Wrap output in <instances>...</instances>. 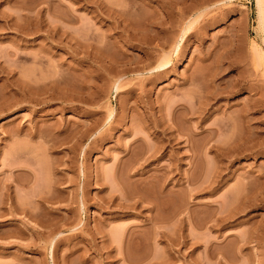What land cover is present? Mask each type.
Segmentation results:
<instances>
[{
    "label": "rangeland",
    "instance_id": "1",
    "mask_svg": "<svg viewBox=\"0 0 264 264\" xmlns=\"http://www.w3.org/2000/svg\"><path fill=\"white\" fill-rule=\"evenodd\" d=\"M255 4L0 0V264H264Z\"/></svg>",
    "mask_w": 264,
    "mask_h": 264
},
{
    "label": "bare ground",
    "instance_id": "2",
    "mask_svg": "<svg viewBox=\"0 0 264 264\" xmlns=\"http://www.w3.org/2000/svg\"><path fill=\"white\" fill-rule=\"evenodd\" d=\"M204 1H205V0H204ZM202 2H203V0H202ZM255 2H256L255 5H256L257 15H258V23H259V25H260V27H261V29H262L263 35H264V0H255ZM26 4H27V3H26ZM180 13H181V16H182V12H180ZM184 13H185V12H184ZM263 41H264V38H263ZM126 42H127V41H126ZM260 55H261V54H260ZM164 59H165V58H164ZM111 60L113 61V59H110V61H111ZM163 61H164V60H163ZM166 61H167V60H166ZM166 61H165V63H163V64L160 63L161 65L159 64V66L156 68L157 72L160 71V70H163V69L166 67V65H167V63H168V62H166ZM108 62H109V61H108ZM110 63H111V62H110ZM110 66H111V65H110ZM112 67H113V66H111L110 68H112ZM108 69H109V68H108ZM154 70H155V69H154ZM128 71H129V70H128ZM132 71H133V70H132ZM134 71H135V70H134ZM160 72H161V71H160ZM163 72H164V71H163ZM157 74H158V73H157ZM157 74H156V75H157ZM160 75H161V74H160ZM158 76H159V75H158ZM212 76H214V74H212ZM215 76H216V74H215ZM210 77H211V76H210ZM212 78H213V77H212ZM212 78H210V79H212ZM213 80H214V78H213ZM213 80H210V81L212 82ZM212 83H213V82H212ZM212 83H211V84H212ZM115 84H116V83H115ZM115 84H114V85H115ZM212 85H213V84H212ZM215 85H216V84H215ZM220 85H221V84H220ZM117 86H118V84H117ZM216 87H218V86L216 85L215 88H216ZM220 87H221V86H220ZM220 87H218L217 90L220 89ZM225 87H226V86H225ZM233 87H234V86H233ZM208 88H209V87H208ZM210 88H211V86H210ZM210 88H209V90H207V91H203V92H207V93H208V91H211V90H212V93H213V92H214V93H215V92H219V94H220V90L217 91V90L215 89V90H216V91H215V90H213L212 88H211V89H210ZM248 88H249V86H248ZM255 88H256V87H255ZM115 89H116V88H115ZM231 89H232V88H231ZM233 89H234V88H233ZM233 89H232L231 91H233ZM249 89H250V88H249ZM117 90H118V88H117ZM225 90H226V89H225ZM227 90H230V89H227ZM247 90H248V89H247ZM221 91H222V93H225L223 89H221ZM203 92H202V95L199 97V101L203 100L204 103H205L206 101H208L209 99H211L213 95H214L213 98H214L215 95H216L217 98H215V99H218V97H219V94H218V96H217V93H215V94H211V96H209V94H204ZM234 92H235V91H234ZM203 94H204V95H203ZM229 94H230V93H229ZM205 95H208V96H205ZM225 95H226V94H225ZM202 96H203V98H202ZM221 96H222V95H221ZM201 98H202V99H201ZM213 98H212V100H213ZM220 98H221V97H220ZM200 99H201V100H200ZM212 100H209L208 102L211 103L210 101H212ZM203 101L199 102V104L201 105V104L203 103ZM213 101H214V100H213ZM199 104H198L199 108L197 107V109L204 108V106L207 105V102H206L204 105H201V106H203V107H200ZM211 104H212V103H211ZM208 105H209V104H208ZM246 105L248 106L249 104L246 102ZM246 105L244 106V104H243L244 107H247ZM250 106H251V104L249 105V108L252 107V106H251V107H250ZM253 106H254V105H253ZM255 107H256V106H255ZM252 108H254V107H252ZM242 109H243V108H240V115H238V117H237L238 120H239V117L241 118V117L243 116L241 113L244 114V118L246 117L245 114L248 113V112H245V111H247L246 109H248V107H247V108H244V109H245V110L243 109L244 111H243ZM254 109H255V108H254ZM254 109H253V110H254ZM194 110H195V109H194ZM238 110H239V109H238ZM238 110H237V112H235V111H233V112H235L236 114H239V113H238V112H239ZM249 110H250V109H249ZM251 110H252V109H251ZM251 110H250V112H251ZM195 111H196V110H195ZM195 111H194V112H195ZM201 111H202V109H201ZM242 111H243V112H242ZM255 111H256V110H255ZM244 112H245V113H244ZM196 113L198 114V111H197ZM196 113H195V114H196ZM235 113H234V115H233L234 117L236 116ZM232 114H233V113H232ZM250 114H252V113H250ZM110 116H111V114L109 115V118H111ZM251 116H252V115L249 116L250 118L247 116V117H246V120L243 118L246 122L242 121V118L240 119V121H242V123H243V122H244V123H247L248 121L251 122V120H252ZM231 117H232V116H231ZM234 117L232 118V121H233V120H236V119H234ZM235 118H236V117H235ZM247 118H249V120H248ZM238 120L233 121V122H234L233 125H235V126H233V127L238 126V127L235 128V130L232 129V131H233L234 133H239V128H240V130H241L242 127L244 128V126H243L242 124H241V125H242V127H241V125H240L241 122H240V121H239V122H240V123H239L240 127H239L238 122H237ZM247 120H248V121H247ZM253 120H254V118H253ZM253 120H252V122H253ZM161 122H162V121H161ZM165 122H166V121H165ZM249 122L247 123V126H248V127H249V124H250ZM252 122H251V123H252ZM149 123H150V122H149ZM152 123H153V122H152ZM158 123H159V122H158ZM244 123H243V124H244ZM150 124H151V123H150ZM150 124H149V125H150ZM149 125L143 123V125H142V129H143V128L148 129V128H149ZM165 125H166V124H165ZM251 125H252V124H251ZM150 127H153V128H155V130H156V129L158 130V131H156V134H155V135L157 136V140H159V141H160L159 136H162L161 138H163L164 135H167V131L170 130V126H168V125H167V127H166V126H163V125H160V126H159V124H156V123H153L152 126L150 125ZM165 127H166V128H165ZM233 127H232V128H233ZM245 127H246V125H245ZM250 128H251V126H250L249 128H247V130L250 131ZM252 128H253V127H252ZM237 129H238V130H237ZM244 129H245V128H244ZM171 130H172V128H171ZM245 130H246V129H245ZM252 131H253L252 129H251L250 133H248L247 131H245V132H247V133H246L247 135L249 134L248 136H249V139H250V140L252 139L250 136H251V135L253 136V134H252L253 132H252ZM251 132H252V133H251ZM239 134H241V131H240ZM236 135H238V134H236ZM135 136H139V135L135 134ZM189 137H190V136H189ZM239 137H240V135L238 136V138H239ZM240 139H242V138H240ZM249 139H247L246 142H247ZM139 140H141V138L138 137V138L135 140V143L138 142ZM171 140H172V139H171ZM171 140H168V141L173 142V141H171ZM170 142H168V143H170ZM21 144H22V143H21ZM170 144H171V143H170ZM244 144H245V143H244ZM16 146H17L16 148L18 149L19 145L17 144ZM21 146H22V145H20V147H21ZM136 147H137V146H136ZM215 147H216V146H215ZM213 148H214V147H213ZM216 148L219 149L218 146H217ZM21 149H22V148H21ZM160 149H161V148H155V147H152V148H151V147H150V149H148V152L156 153L157 151H160ZM13 150H14V149H12V151H13ZM136 150H137V149H136ZM193 150H194V149H193ZM214 150H216V149L214 148ZM15 151H16V149H15ZM21 151H22V150H21ZM21 151H20V152H21ZM132 151L135 152V150H133V149L131 150V149H130V150L128 151V154H132V155H134V153H132ZM138 151H139V150H138ZM138 151H137V153H138ZM196 151H197V153H198V150H195L194 152L196 153ZM219 151H221V150L219 149ZM148 152H147V153H148ZM214 152L220 153V152H218V150H217V151H214ZM195 153H194V154H195ZM221 153H222V152H221ZM153 155H154V154H152V156H153ZM7 163H10V164H11L12 162H11L10 160H7ZM13 163H15V162H13ZM9 166H10V165H9ZM11 167H13V166H11ZM17 167H18V166H17ZM96 178H97V177H95V179H96ZM188 179H190V178H188ZM95 181H96V180H95ZM96 182H97V181H96ZM119 184H120V183H119ZM194 184H195V183H194ZM196 185H197V184H196ZM117 187H118V186H117ZM196 187H197V186H196ZM201 187H202V186H200V184H199V188H201ZM199 188L197 187V188H195V190H193V191H194V192H195V191H196V192H200V191H202V190H197V189H199ZM8 190H9V187H8V185L5 184V182H4V183L2 184L1 189H0V206H1V209L3 210V212H5V213H6V210H5V207H4V206L9 202V200H11L10 197H9V194H8ZM117 191H120V190H119V187L117 188ZM123 191H124V190H123ZM193 191H192V192H193ZM196 192H195V193H196ZM45 194H46V193H44V195H45ZM123 194H124V193H123ZM123 194H122V192H121V195H122V196H123ZM50 195H51V194H50ZM121 195H119V196H120V199H121V197H122ZM39 196H40V195H39ZM51 196H52V195H51ZM48 197H49V198H48ZM48 197H47V196H46V197H42V196H40L38 199L41 201V203H42V201L44 202L45 200L47 201L46 203H48V199H51L50 196H48ZM123 197H124V198H123ZM123 197H122V199L124 200L125 197H126V195L124 194ZM151 197H152V196H151ZM52 200H54L53 197H52V199H51V202H52ZM49 202H50V200H49ZM44 203H45V202H44ZM155 203H156V202H155ZM42 204H43V203H42ZM120 206H121V207H126V204H122V205L120 204ZM4 210H5V211H4ZM155 210H156V209H155ZM157 210H158V209H157ZM171 211H172V210H171ZM156 216H157V215H156ZM155 218H156V217H155ZM155 218H154V219H155ZM152 219H153V218H152ZM154 219H153V220H154ZM156 219H157V218H156ZM197 219H198V218H197ZM220 219H221V218H220ZM214 221H215V223H214L215 225H214V226H213V225H212V226L210 225L211 228H214V227H217V228H218V226L220 227V224H223V222L226 221V217H225V221H224L223 219H222V220H218V219H216V218H215ZM225 224H226V222H225ZM225 224H224V225H225ZM254 224H255V223H254ZM199 225H200V224H199ZM252 225H253V223H252ZM252 225H251V228H250V229H251L252 231H254V230L252 229V228H253ZM255 225H256V224H255ZM221 226L223 227V225H221ZM198 227H199V226H198ZM208 228H209V227H208ZM211 228H209V229H211ZM254 229H255V228H254ZM256 229H258V228L256 227ZM258 231H259V230H258ZM250 232H251V231H250ZM250 232H249V233H250ZM255 232H256V230H255ZM249 233H248V234H249ZM252 233L254 234V232H252ZM252 233H251V234H252ZM251 234H250V236L252 237L253 235H251ZM258 234H259V233H258ZM258 234H257V233L254 234V235H256L257 240L260 239V238H258ZM119 235H120V234H119ZM250 236H249V237H250ZM247 237H248V235H247ZM251 237H250V239H249V238H246L247 240H245L244 237H242L243 239L240 237V239H242V240H239V241H243V242H241L242 245H246V244L251 243V242L254 240V239H253V240L251 241V239H252L253 237L255 238V236H253L252 238H251ZM259 237H260V236H259ZM262 240H263V239H262ZM254 242H255V240H254ZM217 243H218V242H217ZM217 243H215V244L218 245ZM136 245H137V243H136ZM138 245H139V244H138ZM210 245H211V244H210ZM212 245H214V244H212ZM219 245H220V244H219ZM219 245H218V246H219ZM212 247H213V246H212ZM210 248H211V247H210ZM214 249H215V248H214ZM216 249H217V248H216ZM216 249H215V250H216ZM209 250L211 251V256H210V258L213 260L214 257L216 258V254H215V253L218 252L219 250H218V251H215V253L213 252V251H214L213 249H212V250L209 249ZM210 251H209V252H210ZM209 252H208V253H209ZM213 255H214V257H213ZM217 257H218V256H217ZM219 257H220V255H219ZM216 259H218V258H216ZM216 259H215V260H216ZM218 260H219V259H218ZM219 261H220V260H219ZM219 261H218V262H219ZM216 262H217V261H216ZM220 263H221V261H220Z\"/></svg>",
    "mask_w": 264,
    "mask_h": 264
}]
</instances>
